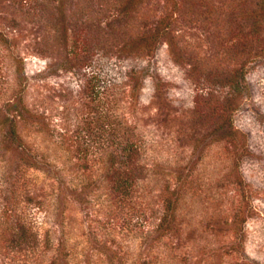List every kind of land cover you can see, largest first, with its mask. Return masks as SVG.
I'll return each mask as SVG.
<instances>
[{
	"label": "rangeland",
	"instance_id": "1",
	"mask_svg": "<svg viewBox=\"0 0 264 264\" xmlns=\"http://www.w3.org/2000/svg\"><path fill=\"white\" fill-rule=\"evenodd\" d=\"M0 264H264V0H0Z\"/></svg>",
	"mask_w": 264,
	"mask_h": 264
},
{
	"label": "trees",
	"instance_id": "2",
	"mask_svg": "<svg viewBox=\"0 0 264 264\" xmlns=\"http://www.w3.org/2000/svg\"><path fill=\"white\" fill-rule=\"evenodd\" d=\"M17 107L22 110L24 108V105L19 102ZM20 115H22V113L20 112ZM34 117L36 118L37 123L41 122L42 120H40V116L37 113L33 114ZM38 118V120H37ZM9 136H11V138H13L14 140H16L18 142V145H20L22 147V149L25 150V146L23 143V140L21 138V135L19 134V130H18V126H17V122L14 121L10 124L9 126V130H8ZM134 147V141L132 140L129 143V149L126 148V150L129 151L127 157L129 160H132L134 157V153L132 152L131 149H133ZM27 149V148H26ZM114 174L115 177L113 179V186L116 190L122 192V193H127L128 190L130 189V187L133 184V181L135 180V170L132 169H124L122 171H117L114 170ZM73 193V192H72ZM19 226V227H18ZM17 227H14L12 230L10 229L8 234H7V240L9 241V243H11V245H18V246H23L26 244H34L36 242L37 239V235L32 232L29 231L24 224H18Z\"/></svg>",
	"mask_w": 264,
	"mask_h": 264
}]
</instances>
